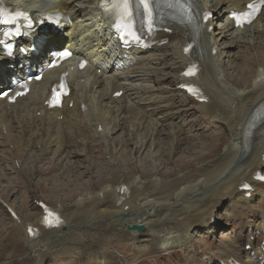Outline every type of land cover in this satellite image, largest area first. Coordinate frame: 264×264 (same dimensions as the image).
I'll return each mask as SVG.
<instances>
[{"label":"bare ground","instance_id":"bare-ground-1","mask_svg":"<svg viewBox=\"0 0 264 264\" xmlns=\"http://www.w3.org/2000/svg\"><path fill=\"white\" fill-rule=\"evenodd\" d=\"M79 1H81L80 5H77L76 2ZM182 1L189 3V0ZM250 1L252 0H218L215 7L218 17L222 18L221 15L228 11L226 15L228 26L225 28L237 33H246L261 23L264 8L256 21L243 31L235 30L228 18L231 11L244 10L245 5ZM101 2L102 0L84 2L83 0H12L8 2L25 8L33 15L45 11L67 14L72 20V27L70 28L71 36H67L68 39H63L62 36H38V39L26 41V48L33 45L37 48V53L30 57H24L19 53L16 60L10 62L2 56L0 58V88L11 77L21 78L27 72H34L43 60H51L54 49L59 50L65 45L73 49L76 59H84L89 63L83 71L78 70V63H76L73 71L70 66L65 65L58 70L47 72L41 82L32 83L30 93L25 98L17 100L15 105L0 101V127L9 143L14 146V152L18 153L31 146L35 140L37 145H45L48 131L53 130L56 154L63 149H66L67 154H71V149H75L73 140L76 133L69 134L71 131L68 132V130L75 126L81 127L93 120L97 124L89 140L95 139L96 136L102 138L107 135L103 127L105 121L116 114L119 115L120 122L130 115L131 119L132 117L134 119H128L127 122L136 120L139 125H142L151 112L141 105L142 100L139 97L141 95L145 101L151 100L155 97L152 89L133 93L138 97L134 100L135 104L131 105L133 109L131 114L130 107L123 105L122 99H115L113 95L124 90L127 94L133 92L128 89L129 82H127L133 76H135L134 79L139 78L156 83V86L157 84L165 85L169 79L164 81L159 77L164 73L171 74L169 86H172V89H178L176 92L181 100L192 105V112L203 121L214 125L218 131L221 129V136L217 145L209 153H192L188 161L176 159L177 161L168 164L158 161L155 163L154 172L146 174L145 178L139 173H135L134 178L130 174L132 172L125 170L115 182H112L113 175V179L110 178V182L108 179L105 186L88 187L86 193L73 192L68 198H77L76 203L71 202L66 205L61 201L62 208L59 209L50 206L52 210L61 214L64 220L63 227L71 226L74 218L80 215L91 219L92 222L104 221L103 227L113 228V225L118 223L123 228L126 226L124 224L140 225L144 227L141 233L120 232L128 234V239L132 240L133 245L136 244L137 251L133 257L137 258L145 255L143 249L146 246L151 251H164L169 247L181 250H188L193 246L195 248L201 236L215 232L217 222H213L214 219H218L219 215L227 217L229 214L239 218L245 209L255 211L253 202L256 198L260 200L259 204L262 208L259 213L264 218V184L254 180L256 172L263 173L264 176V65L260 66V71L247 73L245 80L240 79L235 82L228 77L227 65L219 52L215 36L210 32V27L215 23L211 21L205 28L200 29L197 36L193 31V27H198L199 15L207 10L212 12L208 0L191 5L194 10L189 19L186 18L182 6H177L175 11L170 10L168 24L173 29V34L159 36L160 42L168 41L167 48L160 49L156 46L147 52L136 50L124 52L121 50L122 44L112 43L111 37L105 33L107 26L102 20ZM80 18L86 20L79 22ZM84 22L90 23L85 25ZM194 40L197 41V50L191 56L186 55V47ZM232 46L236 47L237 42L234 41ZM166 49H170V53L173 54L174 68L172 70H166L168 67L163 68L160 62L152 61L155 52H165ZM215 52L216 55H214ZM259 54L264 57L263 52ZM107 63L114 64V68H110ZM193 63L200 65L201 72L196 79L188 80L183 72ZM66 70L70 74V96L64 101L61 109L49 111L45 103L50 95V88L58 83L61 73ZM187 84L199 85L208 103H199L188 96L182 90V87ZM161 99L155 103L164 104V98ZM71 103L72 108L69 107ZM109 104L117 105L116 111L110 110ZM20 106L22 109L18 112L17 108ZM164 110L171 111V108L166 106ZM37 113L40 114L39 117L36 116ZM27 117L32 121L30 126L24 123ZM60 117L62 120H59ZM137 117L139 120L136 119ZM113 120L116 122V118ZM38 122H44L45 125ZM31 126L43 134L39 135L36 131L32 133ZM45 128L47 131H44ZM98 128H103L105 134L99 133ZM178 129H173L174 135L176 134L175 137L179 142H183ZM153 134L157 135L158 130L155 129ZM176 145L174 148L177 150ZM162 166L167 169L166 172L160 170ZM0 167H3L1 156ZM119 182L121 185L117 187ZM244 184L252 185L254 189L250 198L246 197L247 192L241 190ZM33 189V186L30 187L31 191ZM154 195L157 196L154 197ZM100 198L105 200L102 202ZM180 198L183 200L179 201ZM0 200L2 201L1 193ZM75 204L82 209L80 213L73 211ZM34 205L39 207L36 203ZM7 208L16 215L14 218L10 213L12 226L15 229V235L12 238L23 239L21 245L26 252H34L33 247L41 244L47 245L50 250L52 244L48 242L52 237H64L62 228L47 230L42 225L44 211L40 207L41 215L29 220L20 217L16 209L8 203ZM123 214H126L129 219L118 220V216ZM168 218L171 220L170 223L167 222ZM241 224L242 231L237 237L236 245L230 243L222 245L221 252L216 258L225 264L234 262L264 264V224L248 234L249 238L255 236V241L247 242L246 245L251 247V251H248L245 257L241 255L239 241L245 230L242 222ZM32 227L39 230L37 239L25 237L28 229ZM146 241L149 242L144 243ZM199 248V246L196 247V249ZM98 254L100 256H95L97 261L104 264L110 262L107 252ZM251 255H254V259ZM35 257H37L36 254L30 260H35Z\"/></svg>","mask_w":264,"mask_h":264},{"label":"rangeland","instance_id":"rangeland-1","mask_svg":"<svg viewBox=\"0 0 264 264\" xmlns=\"http://www.w3.org/2000/svg\"><path fill=\"white\" fill-rule=\"evenodd\" d=\"M80 2H76V4L80 5ZM217 2L218 0H208L209 7L215 13V26L211 30L212 34L215 36L219 52L223 55L227 65L228 77L235 82L240 79L245 80L249 73L260 71V66L264 65V57L259 54L260 52L264 53V14L258 26H254L246 33L239 34L225 28L228 26L226 21L228 11L221 15L222 18H219L218 11L215 9ZM84 20L86 19L80 18L78 21ZM84 23L88 25L90 22ZM234 41L237 42L236 47L232 46ZM166 46H162L161 49L167 48ZM166 50L165 52H155L152 61L160 62L163 68L168 67L166 70H172L174 68L173 54L170 53V49ZM107 65L114 68V65L108 63ZM237 65L238 67H236ZM170 75V73L169 75L164 73L159 77L167 81V79H172ZM134 77L127 81L129 82L128 89L133 92L127 94L124 90V96L117 99H122V104L130 107L131 114L133 112L131 105L135 104L134 100L138 97L135 94L141 93L145 89H152L155 97H152L151 100L145 101L141 95L139 97L142 100L141 105L151 112L149 118L145 119L146 122L142 125H139L136 120L127 122L134 119V117L131 119L130 115L120 122L119 115H112L113 117L106 120L103 125L107 135L102 138L96 136L91 140H89V136L95 130L97 124L95 121L90 120L81 127L75 126L68 130V132L71 131L69 134L76 133L73 140L75 149H71V154H67L66 149L56 154L53 130L48 131L45 145H37L35 140L31 146L16 153L14 146L9 143L6 134L0 127V156L3 161V167H0L2 199V201L0 200V264H104L95 258V256H100L98 253L103 252H107L110 259L107 264H224L216 257L221 252L222 245H226V243L236 245L237 237L242 231L241 222L245 228L243 236L239 239L240 243L243 241L241 255L246 256L248 250L245 243L249 240L252 241L248 238V234L253 233V230L257 229L264 221L263 216L259 213L262 208L259 198L253 202L255 211L245 209L239 218L233 214H229L227 217L219 215L218 219H215V223L217 222L215 232L201 236V240L195 245V248L193 246L188 250L169 247L170 249H164V251H151L146 246L143 249L145 255L134 258L133 254L137 251L136 244L133 245L132 240L128 239V234L120 233H131L130 228L134 225L124 224L126 226L123 228L118 223L113 225V228L103 227L104 221L92 222L91 219H87L83 215L78 216L79 218L75 217L71 226L64 227L62 232L64 237L50 239L48 242L52 244L50 250L47 245L41 244L33 247L34 252H26L21 245L23 239L12 238L15 235V229L12 226L10 213L7 211V203L16 209L15 211L20 217L29 220L41 215L40 208L34 205L37 202L59 209L62 208L61 201L66 205L71 202L76 203L77 198H68L73 192L86 193L88 187L105 186L108 179L109 182L110 178L113 179V175L112 182H115L121 176L122 171L129 170L134 178L135 173H139L145 178L146 174L154 172L155 163L158 161L167 164L180 159L188 161L192 153L206 154L217 145L221 129L218 131L214 125L203 121L197 114H194L192 105L181 100L176 92L178 89H172L173 87L169 86V80L167 83L165 82V85L157 84L156 86V83L153 84L139 78L134 79ZM161 98H164V104L167 105L160 104L161 102L155 103L161 101ZM136 101L138 102V100ZM109 105L110 110L116 111L117 105ZM166 106L170 107L171 111L164 110ZM21 109L20 106L17 111L21 112ZM37 115L39 116V114ZM115 118L116 122L113 120ZM136 119L139 120L138 117ZM24 123H28L30 126L32 121L27 117L24 119ZM41 123L43 126L45 125L44 122L39 124ZM31 128V132L34 133L36 130L33 129V126ZM175 128L180 129V139L183 138V142H179L175 137L176 134L174 135L173 132ZM155 129L158 130L157 135L153 134ZM44 131H47L46 128ZM98 131L105 134L103 128H99ZM36 133L43 134L39 130ZM175 145L177 150L174 148ZM45 154L47 155L45 156ZM160 170L167 171L164 166ZM120 185L119 182L117 187ZM32 186L34 189L31 191L30 187ZM156 196L154 195V197ZM79 199L82 200V198ZM100 200L103 202L105 198H100ZM182 200L179 199V201ZM3 201L7 203L5 204ZM81 210L75 204L73 211L80 213ZM122 219L124 218L122 217ZM125 219H129V217L127 216ZM169 220L168 218V223L171 222ZM168 226L170 225L168 224ZM25 237L28 238L29 235L26 234ZM197 246L200 248L196 249ZM35 254L36 259L30 260ZM246 259L249 258L246 257Z\"/></svg>","mask_w":264,"mask_h":264},{"label":"snow or ice","instance_id":"snow-or-ice-1","mask_svg":"<svg viewBox=\"0 0 264 264\" xmlns=\"http://www.w3.org/2000/svg\"><path fill=\"white\" fill-rule=\"evenodd\" d=\"M129 2L130 0H119L120 5L123 7L125 14H128V8H129ZM144 2V6L148 7V3L147 0H143ZM15 20V17H11V16H4L2 18H0V23L3 24H10L13 23ZM68 53H65V56H67ZM194 74L192 72L189 73ZM245 187H247V185H245ZM44 223H46L49 227L54 226L55 224H58L60 222L59 220V216L58 214L49 211L48 215L44 218ZM29 231L31 232L32 230L29 229Z\"/></svg>","mask_w":264,"mask_h":264},{"label":"water","instance_id":"water-1","mask_svg":"<svg viewBox=\"0 0 264 264\" xmlns=\"http://www.w3.org/2000/svg\"><path fill=\"white\" fill-rule=\"evenodd\" d=\"M131 229L134 230V231H137V232H142V231H144V228L141 227V226H133Z\"/></svg>","mask_w":264,"mask_h":264}]
</instances>
